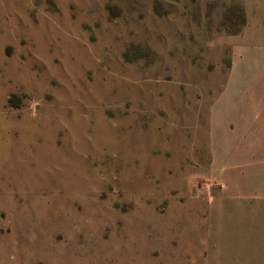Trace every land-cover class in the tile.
<instances>
[{"label": "rangeland", "instance_id": "374dc122", "mask_svg": "<svg viewBox=\"0 0 264 264\" xmlns=\"http://www.w3.org/2000/svg\"><path fill=\"white\" fill-rule=\"evenodd\" d=\"M241 2L0 0V264H199Z\"/></svg>", "mask_w": 264, "mask_h": 264}, {"label": "crops", "instance_id": "0c3cea01", "mask_svg": "<svg viewBox=\"0 0 264 264\" xmlns=\"http://www.w3.org/2000/svg\"><path fill=\"white\" fill-rule=\"evenodd\" d=\"M240 5L225 93L232 109L215 106L208 123L199 264H264V0Z\"/></svg>", "mask_w": 264, "mask_h": 264}, {"label": "trees", "instance_id": "16d2710c", "mask_svg": "<svg viewBox=\"0 0 264 264\" xmlns=\"http://www.w3.org/2000/svg\"><path fill=\"white\" fill-rule=\"evenodd\" d=\"M244 14V13H243ZM244 20H245V14H244ZM244 20H243V22H242V26H243V24H244ZM242 26H241V28H242ZM240 31H241V29H240ZM240 31H239V33H240Z\"/></svg>", "mask_w": 264, "mask_h": 264}]
</instances>
